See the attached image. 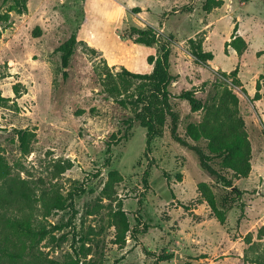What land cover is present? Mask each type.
<instances>
[{"label":"rangeland","instance_id":"374dc122","mask_svg":"<svg viewBox=\"0 0 264 264\" xmlns=\"http://www.w3.org/2000/svg\"><path fill=\"white\" fill-rule=\"evenodd\" d=\"M219 1L205 11V0H25V12L11 11L10 20L0 22V92L17 105L0 107L1 155L11 173L31 181L36 191L56 188L66 195L84 186L74 198L73 217L68 209L52 210L43 220L62 226L40 244L44 255L59 264L71 258L80 264H258L245 255H264V53L257 56L264 51V0ZM11 3L1 0L0 8ZM133 25H150L170 41V71L176 77L169 90L181 134L203 112L192 111L178 94L191 90L203 99L218 71L238 65L242 86H230L248 132L251 171L234 180L245 192L224 223L201 199L197 183L210 184L218 199L230 188L204 171L193 151L171 140L167 127L152 140L149 160L143 155L145 128L101 92L104 65L148 72L146 56L156 48L134 43L128 36ZM72 33L77 44L64 77L56 49ZM232 34L247 42L241 55L230 46L225 53ZM189 37H202L203 51L213 58L197 63ZM257 81L262 98L254 100ZM18 129L35 134L27 154L18 149ZM110 170L122 179L107 196L103 188ZM118 205L131 227L137 216L142 223L138 240L127 235L122 246L114 242L110 220Z\"/></svg>","mask_w":264,"mask_h":264},{"label":"trees","instance_id":"16d2710c","mask_svg":"<svg viewBox=\"0 0 264 264\" xmlns=\"http://www.w3.org/2000/svg\"><path fill=\"white\" fill-rule=\"evenodd\" d=\"M219 4V0H205L202 8L210 11ZM133 10L138 12L140 8L133 7ZM11 11L25 12V0H12L7 9L0 8V22H8ZM128 36L134 43L156 48L155 54L150 53L146 56V61L151 66L150 71L140 73L124 66L119 70H113L104 65L99 76L101 92L106 98L128 110L130 121H135L145 128L146 145L143 155L149 160L152 140L161 136L167 127L171 140L193 151L199 166L225 189L230 188L227 194L221 195L218 199L210 184L206 181L197 183L201 199L206 202L214 217L220 223H224L227 211L245 192L234 184V180L246 178L251 171L248 132L239 112L238 97L231 87L242 86L238 77V65L229 72L218 71L219 76L212 84V91L203 99H197L191 90L178 94V97L188 101L192 111L203 112L201 119L188 123L181 134L178 132L180 114L173 106L171 100L173 95L169 90L176 77L170 71L169 39L161 36L150 25L142 27L133 25L129 28ZM202 40V37H189L187 41L195 61L205 64L213 55L210 51H203ZM76 44V35L72 33L56 49L64 77ZM228 46L241 55L247 49V42L242 35L232 34L230 40L224 43L225 53ZM262 53L264 51H258L257 56ZM14 88L17 93V85ZM260 89V82L257 81L252 97L254 100L262 97ZM10 101V97L0 92V107L17 108L16 102ZM34 136L31 130H16L18 149L21 153L27 154L31 151ZM200 142L204 145L202 146ZM106 154L104 163L108 165L111 160L110 143H107ZM64 169L65 166L60 167V171ZM148 175L147 167L142 174L144 189L148 188ZM121 179L122 176L117 170H110L103 188L105 195L110 196L113 186ZM83 191V185L74 186L66 195H62L56 188H41L36 191L31 181L11 173L9 164L0 153V264H59L44 255L40 244L54 229H60L62 226L61 224L47 226L43 220L52 210L68 209L73 217L74 198ZM141 201L138 200L139 205ZM110 220L115 229V243L124 245L127 235L138 240L139 226H142L139 216L136 217L137 223L131 227L125 212L118 205L111 211ZM245 257L249 261L264 264L262 254L247 253ZM64 264H80L79 258H71Z\"/></svg>","mask_w":264,"mask_h":264},{"label":"crops","instance_id":"0c3cea01","mask_svg":"<svg viewBox=\"0 0 264 264\" xmlns=\"http://www.w3.org/2000/svg\"><path fill=\"white\" fill-rule=\"evenodd\" d=\"M147 66H148V72H149V71H150V68H151V66H150L149 64H148ZM261 98H262V97H261Z\"/></svg>","mask_w":264,"mask_h":264}]
</instances>
